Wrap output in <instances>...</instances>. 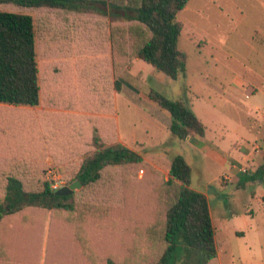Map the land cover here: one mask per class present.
Wrapping results in <instances>:
<instances>
[{
	"label": "rangeland",
	"instance_id": "rangeland-1",
	"mask_svg": "<svg viewBox=\"0 0 264 264\" xmlns=\"http://www.w3.org/2000/svg\"><path fill=\"white\" fill-rule=\"evenodd\" d=\"M21 10L36 18L39 128L52 129L66 117L106 118L92 94L97 73L108 74L107 16ZM177 20L184 69L172 79L141 59L131 61L118 77L122 88L112 90L116 140L141 154L164 179L171 158L182 155L191 167L189 186L207 194L218 264H264V179L255 173L264 152V0H189ZM86 73L90 79H83ZM151 88L191 109L205 126L204 136L176 138L167 126L169 113L148 98ZM43 137L50 149L49 135ZM45 162L43 178L52 188L70 182V170L61 172L51 157ZM142 175V169L134 172ZM34 211L26 212L31 223L20 224L19 217L11 218L14 225L0 222V264H92L72 229L71 234L51 230L50 213L40 219ZM100 244L106 243L99 242L97 254Z\"/></svg>",
	"mask_w": 264,
	"mask_h": 264
},
{
	"label": "trees",
	"instance_id": "trees-1",
	"mask_svg": "<svg viewBox=\"0 0 264 264\" xmlns=\"http://www.w3.org/2000/svg\"><path fill=\"white\" fill-rule=\"evenodd\" d=\"M188 1L0 0V222L14 225L11 218L19 217L27 224V211L35 210L40 219L49 212L51 230L73 232L92 264H218L208 199L189 186L186 159L173 156L164 179L141 154L116 140L112 90L122 88L118 77L131 61L141 59L172 79L184 69L177 14ZM43 7L107 16L108 74L96 72L92 94V103L108 115L103 120L80 115L60 118L47 131L39 128L36 18L21 8ZM147 96L169 113L167 126L176 138L204 136V124L181 100L153 88ZM47 157L61 172L70 170V182L82 187L57 195L43 178ZM140 169L142 177H134ZM255 173L264 179V152ZM100 241L106 244L97 254Z\"/></svg>",
	"mask_w": 264,
	"mask_h": 264
},
{
	"label": "water",
	"instance_id": "water-1",
	"mask_svg": "<svg viewBox=\"0 0 264 264\" xmlns=\"http://www.w3.org/2000/svg\"><path fill=\"white\" fill-rule=\"evenodd\" d=\"M82 187V184L77 181L74 180L70 183H68L67 185L61 186L60 188H58L55 193L57 195H69L72 192H74L75 190H79Z\"/></svg>",
	"mask_w": 264,
	"mask_h": 264
},
{
	"label": "crops",
	"instance_id": "crops-1",
	"mask_svg": "<svg viewBox=\"0 0 264 264\" xmlns=\"http://www.w3.org/2000/svg\"><path fill=\"white\" fill-rule=\"evenodd\" d=\"M186 138L189 139L190 136H187ZM247 157H248V156L244 157V159L247 160V159H248ZM231 168L233 169L234 166H232ZM256 169H257V168H256ZM239 171H240V169H239ZM247 172H249V171H247ZM251 175H252V174H251ZM234 176L236 177V174H234V173H231V174H230V177H231L232 179H233ZM204 194L207 196L206 193H204ZM207 199H208V198H207Z\"/></svg>",
	"mask_w": 264,
	"mask_h": 264
}]
</instances>
